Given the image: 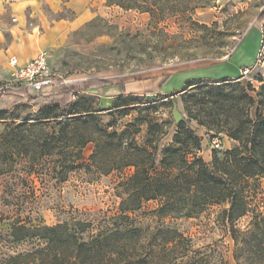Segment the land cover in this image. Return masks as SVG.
Returning <instances> with one entry per match:
<instances>
[{"label":"rangeland","instance_id":"374dc122","mask_svg":"<svg viewBox=\"0 0 264 264\" xmlns=\"http://www.w3.org/2000/svg\"><path fill=\"white\" fill-rule=\"evenodd\" d=\"M61 1L55 8L42 1L38 9L37 5L26 12L20 9L21 21L13 19L11 23H21L32 34L28 47L16 52L24 62L41 55L48 62L56 85L46 94L74 93L66 110L80 113L68 117L76 120L79 133L75 135L70 128L64 141L53 144L51 155L43 157L41 140L61 134L58 123L66 118L58 109L51 117L59 118L32 126L48 112L28 101L17 103L2 93L6 87H21L12 63L22 62L15 57L0 65V137L8 126L12 129L28 123L23 143L18 148L15 141L10 149L13 158L0 160V264L44 245L38 238L16 241L15 227L33 230L65 224L85 242L119 232L112 244L115 257L126 243L121 232L135 229L139 232L134 254L158 264L161 232L176 230L190 243L189 257L178 264H193L202 258L209 264H237L230 229L220 218L224 206L211 207L194 218L160 217L156 212L159 202L147 201L125 220L121 212L127 198L125 183L135 169L112 168L127 162L126 152L137 153L149 142L162 148L174 145L177 132H181L179 142L185 143L181 122L199 138L195 152L206 163L212 161L214 135L225 141L220 152L238 145L218 133L224 130L221 122L227 115L221 96L239 94L244 88L255 99L263 85L264 26L260 28L257 59L250 66L259 82L256 88L241 76L245 66H235L233 58L263 11L264 0H139L138 9L118 5L129 6L128 0ZM6 40L10 38L6 36ZM221 71L224 74L217 75ZM180 73L191 78L193 85L175 96L143 92L104 100L101 93L90 91L93 79L111 86L163 79L164 85ZM35 93L30 91L33 96ZM77 117H81L79 121L74 119ZM16 134L23 137L19 131ZM83 140V148L75 147ZM253 206L264 213V178ZM252 218V214L242 218L237 227L245 231ZM78 223L81 226H76ZM184 253L181 250L179 254Z\"/></svg>","mask_w":264,"mask_h":264},{"label":"trees","instance_id":"16d2710c","mask_svg":"<svg viewBox=\"0 0 264 264\" xmlns=\"http://www.w3.org/2000/svg\"><path fill=\"white\" fill-rule=\"evenodd\" d=\"M128 1L132 3L129 6L118 5L128 9L140 8L139 0ZM263 23L264 9L256 19V24ZM261 82L263 85L255 99L247 94L244 88L239 94L235 92L222 94L223 111L227 115H225V122H221L224 130L218 133L226 134L238 145L225 152L214 150L211 163H206L197 156L195 150H199L200 140L185 128L184 122L180 123V128L186 132L185 143L179 142L181 132H177L174 145L162 148L156 146L154 142H149L145 148H138L137 153L126 152L127 162L122 166L116 164L112 168L113 170L123 167L135 169V173L125 183L127 198L122 204L123 219L129 220L127 214L139 210L147 201L159 202L160 207L156 212L160 217L194 218L211 207L224 206L220 218L230 229L236 246L237 264H264V213H259L253 206V202L260 194L261 180L264 178V80ZM89 84L90 89L110 85L96 79L91 80ZM192 85V82H188L183 91ZM119 86L122 92L121 97L126 96L124 84ZM162 87L163 84L160 89ZM48 88L37 91L34 96L24 88H4L2 92L17 103L28 101L43 113L48 112L40 116L39 123H32V126H43L48 123L47 120L59 118L51 117V112L62 110L61 117L66 119L58 123L61 134H58L56 138L46 135L39 144L43 157L51 155L50 149L53 144L57 143V140L64 141L63 135L70 128L74 130V134L79 133V127L74 123L76 120L68 119V117L80 113L71 114L66 110L73 103L74 93L66 91L46 94ZM48 102L52 103L47 105ZM228 111L231 113L229 114ZM232 117L235 119L233 120ZM80 118L74 119L79 121ZM27 125V122H22L12 129L9 128L10 126L5 129L0 137V160L5 157L13 158L10 149L15 141L18 148L19 144L23 143L24 128ZM16 131H19L23 137H18ZM213 137H220V135ZM85 144L86 141L83 140L75 147L83 148ZM78 157L77 160L81 159L80 153ZM250 214L253 218L249 226L245 231L240 230L237 223ZM76 226L79 227L81 224L78 223ZM138 232L135 229L121 232L126 235V243L122 246V252L115 257L116 250H113L112 244L119 234L117 231L105 238L98 236L85 242L71 231L68 224L33 230L18 226L13 231L16 241L38 238L44 245L33 248L26 254L10 258L6 264L154 263L153 259L150 262L148 258L142 259L134 254L136 243L135 245L133 243ZM160 241L159 253H157L158 264H178V261L184 257H189V240L176 230L162 231ZM181 250L185 253L180 255ZM193 264L209 263L202 258L194 261Z\"/></svg>","mask_w":264,"mask_h":264},{"label":"crops","instance_id":"0c3cea01","mask_svg":"<svg viewBox=\"0 0 264 264\" xmlns=\"http://www.w3.org/2000/svg\"><path fill=\"white\" fill-rule=\"evenodd\" d=\"M48 2L51 7L55 8V6L59 5L61 0H0V65H5L6 62L9 61V58H18L20 62L17 64L18 67H23L27 65L30 61L24 62V58L22 54L16 53L23 51L24 48H27L30 40L32 38V34L29 33L24 27L19 24H12V20L15 19L21 21V12L22 9L24 12L28 10H34V6L38 9V5L41 2ZM77 0H68V4H75ZM62 3V1H61ZM264 8V6H263ZM36 10V9H35ZM264 26L255 24L254 27L251 28L249 33L247 34L244 41L236 48L235 56L233 58V62L235 66L238 67H250L252 66L256 59L257 53L260 46V40L262 37V33L260 28ZM40 33V31H38ZM6 36L10 38L8 42L6 40ZM5 46V47H4ZM8 61H7V60ZM224 74L223 71L217 72V75ZM216 76V74H214ZM164 82L163 79L157 80H149L143 83L136 84H124L126 96L127 95H135L143 92H151V93H160L161 95H169L174 94L175 92H179L184 89L185 85L188 82H191V78L186 76L184 73L174 74L166 81L160 89V85ZM91 92L101 93L103 95L104 100L113 99L114 96H121V89L119 85H109L107 87H102L99 89L90 90ZM225 141L223 140V145Z\"/></svg>","mask_w":264,"mask_h":264},{"label":"built area","instance_id":"2783aa9c","mask_svg":"<svg viewBox=\"0 0 264 264\" xmlns=\"http://www.w3.org/2000/svg\"><path fill=\"white\" fill-rule=\"evenodd\" d=\"M12 64L14 67H17V60H13ZM15 76L17 80L20 81V88L29 89L33 92L41 91L45 87L51 88L56 85L53 74L50 72L48 62L43 55L38 56L23 67H18ZM241 76L247 79V82L254 88H256V84L259 83L257 79L252 76V69L250 67L243 68L241 70ZM212 148L216 151H222L224 149L220 137H213Z\"/></svg>","mask_w":264,"mask_h":264}]
</instances>
